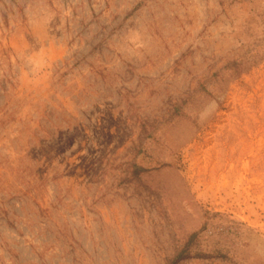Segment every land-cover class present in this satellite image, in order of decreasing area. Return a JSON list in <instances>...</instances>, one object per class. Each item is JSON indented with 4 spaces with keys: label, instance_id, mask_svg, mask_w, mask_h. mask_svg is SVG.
I'll list each match as a JSON object with an SVG mask.
<instances>
[{
    "label": "rangeland",
    "instance_id": "obj_1",
    "mask_svg": "<svg viewBox=\"0 0 264 264\" xmlns=\"http://www.w3.org/2000/svg\"><path fill=\"white\" fill-rule=\"evenodd\" d=\"M0 264H264V0H0Z\"/></svg>",
    "mask_w": 264,
    "mask_h": 264
},
{
    "label": "trees",
    "instance_id": "obj_2",
    "mask_svg": "<svg viewBox=\"0 0 264 264\" xmlns=\"http://www.w3.org/2000/svg\"><path fill=\"white\" fill-rule=\"evenodd\" d=\"M233 64H237V66H241L242 65V62L239 60V61H233ZM179 256V255H178Z\"/></svg>",
    "mask_w": 264,
    "mask_h": 264
}]
</instances>
